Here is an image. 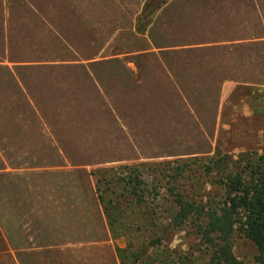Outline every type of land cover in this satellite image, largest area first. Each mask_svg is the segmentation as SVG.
Returning a JSON list of instances; mask_svg holds the SVG:
<instances>
[{"label": "crops", "instance_id": "1", "mask_svg": "<svg viewBox=\"0 0 264 264\" xmlns=\"http://www.w3.org/2000/svg\"><path fill=\"white\" fill-rule=\"evenodd\" d=\"M144 1L0 0V65L6 66L0 70L1 94L17 88L24 110L38 111L32 120H20L23 133L28 131L23 127L34 126L39 141L53 142L59 157H71L55 144L62 143L59 122H48L40 111L70 109L77 119L101 115L89 110L105 111L102 116L108 123L114 119L115 130L104 121L61 120L70 141L78 142L72 148L96 151L102 143L124 141L137 152L142 141H166L204 155L212 151L221 79L243 77V71L249 76L264 60V0H168L139 35L134 21ZM239 47H246V58H239ZM49 93L56 97H47ZM48 100L63 105H47ZM204 110L211 112L209 125L202 122ZM164 151L148 157L200 155ZM7 253L14 258V251Z\"/></svg>", "mask_w": 264, "mask_h": 264}, {"label": "rangeland", "instance_id": "2", "mask_svg": "<svg viewBox=\"0 0 264 264\" xmlns=\"http://www.w3.org/2000/svg\"><path fill=\"white\" fill-rule=\"evenodd\" d=\"M243 48L246 47L237 49L240 59L246 58ZM255 49H259L258 53L261 54V46ZM256 64L259 65L258 69L248 71L249 76L243 71V77L221 79L224 83L218 93V131L208 155L202 154V150L180 149L177 142L173 145L166 141H142L139 145L143 148L137 152L130 151L128 143L124 141L102 143V150L96 151L74 149L71 145L75 146L78 142L70 141L72 136L69 131H64V124L62 128V119L68 122L83 120L81 123L84 124H89L91 120L104 121L110 126L109 129L115 130L114 119L111 118L108 123L107 118L102 116L105 111L89 110L86 113L101 115L98 118L77 119L71 117L73 111L70 109H45L40 112L48 122H59L57 134L62 143L55 144L63 148V153L72 154L71 157H59L53 142L39 141L38 133L33 132L34 126L23 127L28 131L22 132L20 120H32L38 111L24 110V99L17 88L13 94H1L0 87V122L3 119L20 121L10 126L0 124V264H119L118 258L123 264H216L207 243L195 229L194 225L199 222L197 219L187 220L176 230L167 229L163 224L169 218L167 207L170 197L167 190L171 188L184 199L195 203H216L221 198V186L217 181L224 175L222 168L203 174L196 164L215 153L218 157L234 160L238 154L259 156L264 152V87L247 84H264V60ZM0 70H6V66L0 65ZM47 97L53 99L56 95L49 93ZM47 105L61 106L63 103L48 100ZM200 112L202 122L209 125L211 112ZM67 121L63 123L67 124ZM112 138L123 137L112 135ZM153 145L162 149L154 152L150 149ZM163 150L176 154L197 152L200 155L170 159L148 157L163 153ZM193 159L199 160L187 163ZM138 163L144 164L137 171L150 194L146 205L134 208L121 198L113 199L117 203L113 214L119 211L118 219L129 224L137 222L139 225L142 220L150 223L145 230L125 231L130 235L131 248L133 245L139 246L145 237L152 239V235H155V246L139 250L136 261L135 255L129 254L130 246L127 247L121 239L113 241L110 238L95 199L90 172ZM170 168L174 172L180 169L179 177L172 178V174L167 172ZM115 172L116 178L123 176L122 171ZM112 176L108 174L106 179L111 180ZM230 245L232 257L238 264H256L255 249L241 233L236 231L232 234ZM8 249L14 251V258L7 253ZM116 249L120 253H116Z\"/></svg>", "mask_w": 264, "mask_h": 264}, {"label": "trees", "instance_id": "3", "mask_svg": "<svg viewBox=\"0 0 264 264\" xmlns=\"http://www.w3.org/2000/svg\"><path fill=\"white\" fill-rule=\"evenodd\" d=\"M167 1L145 0L140 13L135 18L134 32L139 35L144 34L156 11ZM198 160L193 159L187 163L191 161L195 163ZM203 162L196 164L203 174L222 168L224 175L217 181L221 186L220 200L203 205L184 199L180 193H175L170 188L167 190L170 197L167 207L169 218L163 224L167 229L176 230L187 220L197 219L199 222L194 225L195 229L204 238L216 264H238L232 257L230 245V238L237 231L254 247L256 264H264V152L259 156L250 153L238 154L234 160L218 157L215 153L207 156ZM143 166L144 164L138 163L90 172L95 199L101 209L110 238L113 241L121 239L127 247L130 246L129 254L135 255L136 261L139 250L155 246L157 242L154 240L155 235H152V239L145 237L139 246L133 245L131 248L130 235L125 231L128 229L136 231L141 228L145 230L150 223L142 220L139 225L137 222L129 224L118 219L119 211L113 214L117 209V203L113 199L121 198L134 208L146 205L150 194L145 190L146 183L137 171ZM115 171H122L123 176L116 178ZM180 171L176 169L174 172V169L170 168L167 172L172 174V178H176L179 177ZM108 174L113 175L111 180L106 179ZM107 195L108 198H105ZM116 250V253H120L118 249ZM118 261L119 264H123L121 259L118 258ZM139 261L143 262V260Z\"/></svg>", "mask_w": 264, "mask_h": 264}]
</instances>
